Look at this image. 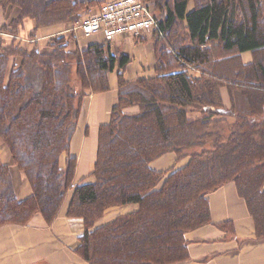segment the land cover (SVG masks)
<instances>
[{"label": "trees", "instance_id": "obj_1", "mask_svg": "<svg viewBox=\"0 0 264 264\" xmlns=\"http://www.w3.org/2000/svg\"><path fill=\"white\" fill-rule=\"evenodd\" d=\"M143 1L158 22L155 74L132 81L123 77L127 55L117 57L110 43L74 53L61 37L41 53L7 45L6 26L1 29L0 144L32 194L17 200L10 168L0 164V227L25 226L35 215L48 225L55 220L73 184L76 160L69 149L83 97L108 91L107 75L116 68L117 103L99 128L93 183L74 188L67 210L68 218L82 221L79 256L88 264H182L189 259L184 235L210 224L207 197L228 183L264 241L263 0H194L191 12L189 0ZM100 2L0 0V9H18L15 29L26 19L48 27L74 22L78 9ZM245 52L253 54L247 65L240 58ZM223 87L230 99L226 114ZM131 108L137 112L127 113ZM168 153L186 164L152 170ZM129 204L137 211L95 228L107 209Z\"/></svg>", "mask_w": 264, "mask_h": 264}, {"label": "crops", "instance_id": "obj_2", "mask_svg": "<svg viewBox=\"0 0 264 264\" xmlns=\"http://www.w3.org/2000/svg\"><path fill=\"white\" fill-rule=\"evenodd\" d=\"M264 6V0H263ZM195 7L194 0H189L187 11ZM19 15L18 9H0V31ZM62 25L37 27L35 22L26 19L18 27L16 34H2L8 42H14L27 50L37 48L41 53L46 51L48 39L60 35L67 45L75 49H85L89 45L104 42L101 36L84 37L81 33L65 30ZM70 27V26H69ZM153 33L143 36L152 37ZM132 38L118 39L111 46L120 47L129 62L123 72L127 81L140 77H151L155 74V58L153 44H135ZM20 43V44H19ZM69 45V46H70ZM112 48V47H111ZM244 65L253 61V54H240ZM117 74L108 73L109 90L106 92L87 91L81 103L79 120L70 143L69 155L76 160L75 175L72 187L67 191L57 217L48 225L40 215H35L25 226L6 225L0 227V264H88L76 252L79 239L83 236L82 221L68 218L67 210L74 193L79 185L93 183L98 132L102 125L110 121L111 110L117 103ZM199 77V73L195 74ZM221 100L226 112L230 110L228 90L221 89ZM127 113L137 112L131 108ZM264 113V107H263ZM66 155L60 159L63 168ZM187 160H180L172 153L165 154L155 160L151 169L156 172H168L182 168ZM0 164L10 168L11 179L17 200L27 199L32 194L31 186L22 172L14 165L9 149L0 144ZM210 213V224L190 231L184 235L187 243L188 261L182 264H264V241H259L255 235L254 222L247 206L239 197L233 183L225 184L207 197ZM136 205L112 207L105 211L103 217L95 224V228L106 225L117 217L134 213ZM229 223L226 229L219 225Z\"/></svg>", "mask_w": 264, "mask_h": 264}, {"label": "built area", "instance_id": "obj_3", "mask_svg": "<svg viewBox=\"0 0 264 264\" xmlns=\"http://www.w3.org/2000/svg\"><path fill=\"white\" fill-rule=\"evenodd\" d=\"M151 6L143 0H108L76 21L71 30L84 37L101 36L104 42L143 37L157 28Z\"/></svg>", "mask_w": 264, "mask_h": 264}, {"label": "rangeland", "instance_id": "obj_4", "mask_svg": "<svg viewBox=\"0 0 264 264\" xmlns=\"http://www.w3.org/2000/svg\"><path fill=\"white\" fill-rule=\"evenodd\" d=\"M105 1H108V0H101V2L100 3H102V2H105ZM100 3L99 4H97L98 6L100 5ZM95 6V5H85V6H83L82 7V9L80 8V9H78L77 10V14H76V16H75V21L74 22H65V23H58L59 25H62V24H64L63 25V27H64V29L65 30H67V29H70L71 30V28H72V26H73V24L76 22V21H78L79 19H81L83 16H87L88 14H91L92 12H94L97 8H98V6ZM70 26V27H69ZM49 27V26H48ZM6 33H8V34H10V35H13V34H16V32L18 31V27H17V29H15L14 28V25L12 24V23H8L7 25H6ZM67 28V29H66ZM180 29V26H178V30ZM72 31V30H71ZM180 31L181 30H179V33H180ZM74 33V32H73ZM184 32L182 31L181 33H180V35L183 37V38H185L182 34H183ZM58 38H60V35H54V36H52L51 38H49L48 39V42H47V49H46V51H50L49 49H48V44H50V42L53 40H55V39H58ZM130 39V38H129ZM7 40H10L9 38L7 39ZM6 40V43H7V45L10 43V42H8ZM132 43H135V44H153V42L155 41V39H154V36H152V37H148V38H146V37H132ZM163 41V43H165V39H163L162 40ZM178 42V44L177 45H179L180 46V40L178 39L177 40ZM67 42V41H66ZM176 43V42H175ZM20 44V43H19ZM52 44H53V42H52ZM72 44L73 43H71V45L69 46V45H67V51L68 52H76V49L74 50V48L73 47H71L72 46ZM114 46H111L112 48H111V52L112 53H114L117 57H120L121 55H123V51H122V49L120 48V47H118V46H116L115 44H113ZM165 47V50H167V47H166V45L164 46ZM172 50H173V47L171 48ZM212 50H214V54L215 55H217L218 53H219V48L216 46V45H214V49H212ZM170 51V50H169ZM85 59H86V56L84 55L83 56ZM77 60H80L81 61V57H77ZM74 69H75V64L74 63H72V72L74 73ZM196 73H199V75L201 76V72H199V71H197V70H194V69H191V71H190V74L192 75V76H195V74ZM91 77H89V79H90ZM223 106H224V104H223ZM225 108V107H224ZM225 112H226V109L224 110Z\"/></svg>", "mask_w": 264, "mask_h": 264}]
</instances>
